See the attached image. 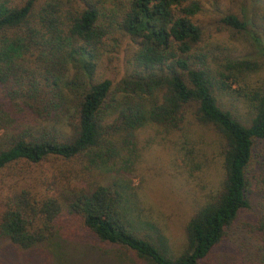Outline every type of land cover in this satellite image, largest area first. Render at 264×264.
<instances>
[{
  "label": "trees",
  "instance_id": "1",
  "mask_svg": "<svg viewBox=\"0 0 264 264\" xmlns=\"http://www.w3.org/2000/svg\"><path fill=\"white\" fill-rule=\"evenodd\" d=\"M198 12L195 0H0V171L49 158L79 163L78 172L52 175V192L38 180L0 198V252L23 264L35 257L58 264L71 257L68 238L82 228L146 264H199L251 209L253 194L264 245V169L252 176L253 187L248 176L252 148L264 141V82L249 89L242 115L219 99L264 70V61L205 63L196 46ZM221 21L245 30L243 19ZM124 39L126 68L108 77L98 65ZM188 111L217 135L223 179L171 255L153 226L132 222L138 206L126 180L140 157L138 132L171 134L186 125ZM66 174L82 183L69 184ZM91 174L95 183L83 179Z\"/></svg>",
  "mask_w": 264,
  "mask_h": 264
},
{
  "label": "rangeland",
  "instance_id": "2",
  "mask_svg": "<svg viewBox=\"0 0 264 264\" xmlns=\"http://www.w3.org/2000/svg\"><path fill=\"white\" fill-rule=\"evenodd\" d=\"M195 1L199 12L193 21L200 31L196 46L207 55L205 63L214 68L224 58L244 56L264 61V0ZM227 15L243 19L245 30L237 31L225 26L221 20ZM254 39L259 40L258 45ZM126 48L128 53L131 45L124 39L119 52L109 57L110 62L104 57L98 68L103 69L108 77H117L126 68ZM261 81L264 82V70L238 80L237 84L231 85L230 90L220 93L219 99L225 108L242 115L246 113L245 101L249 89H255ZM192 113L188 111L186 125L171 134L151 128L138 132L140 157L134 175L126 180L133 189L134 203L137 202L138 206V217L133 218L132 222L153 226L162 236L164 246L171 255L180 252L184 245V227L189 218L215 194L223 179L219 139L211 128L198 125ZM77 161L62 162L49 158L38 165L17 163L7 166L0 171V198L9 194L10 190L35 186L38 180L48 183L52 192L56 187L52 175L61 171L78 172ZM263 169L264 141L256 142L252 148L248 167L251 187L254 180L252 176ZM63 177L70 181L69 184L82 183L78 178L74 180L70 174ZM83 179L95 183L99 176L91 174V177ZM252 197L254 201L251 202V209L238 215L232 230L199 264H264V245L260 243V234L256 232V205L259 198L257 194ZM66 247L71 257H65L58 264H146L126 249L100 243L82 228L74 230ZM4 251L0 252V264H23V259H11ZM70 260L78 261L70 263ZM43 262V259L35 257L30 264Z\"/></svg>",
  "mask_w": 264,
  "mask_h": 264
}]
</instances>
